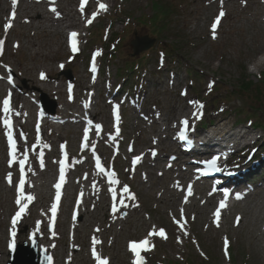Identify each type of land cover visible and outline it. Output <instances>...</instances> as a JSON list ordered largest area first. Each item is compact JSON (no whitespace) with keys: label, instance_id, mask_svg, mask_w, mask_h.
Segmentation results:
<instances>
[{"label":"rangeland","instance_id":"1","mask_svg":"<svg viewBox=\"0 0 264 264\" xmlns=\"http://www.w3.org/2000/svg\"><path fill=\"white\" fill-rule=\"evenodd\" d=\"M192 2L193 0H117L115 4H110V8L106 12L100 13L102 17L94 20L91 30H83V44L79 52L75 54L68 47V31L72 28L81 30L79 26L66 28L63 34L51 33L47 39L38 38L39 34H36L35 38L38 42L46 44L50 40L54 46L63 47L64 49L55 52L53 58L54 63L58 62V67H60L55 74L56 83H58L57 85H65L63 88L55 89V92L61 91L60 94H56L54 91H52L53 93L50 91L45 92L38 87L30 86L31 81L26 75L17 77L16 73L20 69L23 70L29 68V66L47 63L46 58L35 59L33 51H25L26 42L24 39L18 40L15 38L14 32L11 34L12 40L21 44L22 49L21 47L14 49L11 45L12 42L9 40L5 44L3 53L0 54V77L8 79L10 75L11 82H9V79L5 80L3 85L8 86L15 96L28 91L31 100L35 99L36 102H30L27 99V102H20V105L26 109L32 108L35 112L39 111L40 107L36 103H40L43 94L47 95L51 101H59V104L57 102L56 115H49L48 119H45V122L51 120L54 125V132H46L45 135H42L45 142L40 148H43V152L47 157L45 156L42 160L41 150H35L33 157L37 165L34 171H38L46 164V169L50 170L49 152L51 150L57 151L62 146L68 147L72 152L77 151L75 155H79L80 161H83L84 164H88L89 161L90 163L93 162L88 159L89 156H92L90 152H85L88 148L93 149L92 144L87 143V147H85V144L79 145L83 141H88L86 136L89 128L86 127L80 131V127L71 124L74 114L69 115L67 113L63 117L66 119L63 120L62 118L64 113L62 110L66 108V101H69L68 110L72 113L76 112V108L79 107L81 102L78 97L70 100L66 87L71 84L78 88L75 90L79 93V96L84 97L86 100L92 98L94 105L90 108L91 112L101 110L110 113L112 111L110 113L112 115V113L116 114V107L119 106V121L113 124L110 123V120L104 122L111 129L107 131L111 138L104 139L100 148L107 157L106 174L111 175L114 173L115 175H111V177L115 181L122 182L121 188L123 190L124 186H127L129 189L127 194L134 193L138 201L147 200V194L149 192L152 194L153 191L149 190L148 185L142 186L147 190L145 193L140 190L141 178L137 180L136 187L126 183V172L123 168L124 161L121 156L128 159L127 156L131 149H134L135 153L143 151L145 147L141 145V140L143 137L149 136V133L150 135H156L152 131L153 126L156 124L151 120L148 122L137 120L138 114H133L135 111L146 113L153 106H157L158 109L164 111V114H169L168 104L179 105L183 102L181 96L188 92L190 98H193L192 101L202 104V109L205 110L204 113L198 116L194 125L200 120H204L208 124L209 121L215 118H225L230 125L240 126V131L243 129L246 131L250 128L243 118L246 113L264 121V67H257L261 61H264V48L261 49L262 52L259 50L260 44L264 42V25L255 17H251L249 21L243 18V8H247L250 1L223 0V3H221V0H199L196 6H193ZM64 3L66 4V2ZM238 3L241 9H236ZM222 9L227 13V17L221 18V22L224 24V27L222 26L223 28L219 29L221 35L218 34V38L215 39L202 40L201 36L205 33L209 34L207 30L211 28ZM253 9L256 8L253 7ZM253 11L259 12L257 9ZM163 12H166V16L161 15ZM22 28L27 32L32 31L26 26ZM22 28L17 26L15 29ZM8 34L3 33L5 37L10 39ZM137 37H149L155 41L151 47L134 55L131 42ZM14 42L13 44H15ZM110 48L114 52H109ZM95 52L102 53L103 56L100 58L99 54V57H97L98 55L94 54ZM202 53H204V56L200 57L199 55ZM9 59L13 63V71L4 72L3 64ZM92 59L99 67L95 72L89 69V63ZM133 66L135 69L128 72ZM67 70L72 72V81H69L63 73ZM87 72H89V75ZM101 82L103 86H97ZM243 82H249L248 88L242 86L244 85ZM3 85H0V94L5 92ZM105 85H109L110 88H105ZM86 87H89V90L84 93L83 90ZM143 87L147 88L148 93L143 96L140 95L138 99V94L135 95V93L141 92ZM206 89H208L207 95L203 97L205 99L202 103L197 95H202ZM90 90L93 94L87 95ZM2 97L3 95L0 96V99ZM2 104L3 102L0 100V105ZM110 105H113V108ZM158 109L156 111H159ZM184 114L185 112L179 113L180 116ZM34 116L37 117V113ZM59 116L61 118H56ZM5 118L0 110V122ZM67 122L68 125H66ZM84 122L86 123V121ZM137 122H140L139 125L136 124ZM158 122L159 124L155 128L160 130L164 127L162 118ZM117 127L119 128V135H117ZM179 127L181 126L173 129L172 136L174 139H177ZM30 129L31 127L25 125L27 132H30ZM98 133H100L99 129L91 134L90 138L96 139ZM31 134L36 136L35 129ZM253 134L255 137L258 136L257 131ZM262 135L264 139V133ZM2 136L0 124L1 159L5 157V143ZM74 137H76L75 140ZM263 139L256 143L257 146L264 144ZM253 140V138L248 139V143ZM110 141H113V144H111L112 149L107 148ZM29 148L35 149L31 145ZM253 149L252 146L251 151L248 153L237 154L232 160V167L240 165L242 162L245 164L250 157L248 154L252 153ZM56 158H59V153L56 154ZM57 161H60V159ZM0 167V177L2 178L6 171L2 169V166ZM16 171L14 169V172ZM73 173L79 179V183H76L75 178L71 176L74 187L80 185L88 189L89 185L85 181L88 172H79L76 169ZM14 180L18 181V176ZM244 190L253 195L249 197V200L243 202V205L233 208L231 211H227V209L220 210L222 214H220L219 227L216 226L215 216L208 215V217L200 218L195 216L194 211L189 212L187 219L190 225L187 227L189 229L187 235L177 227L174 218L165 214L161 202H149L148 205L151 210L149 213L143 212L142 215H145L143 219L149 224L150 222L156 223L158 232L160 229H164L167 236V239L159 236L155 241L157 244L156 249L152 245L151 252L147 253L149 261L152 264H264L262 243L260 242L257 247L256 242L249 240L250 234L255 237L258 236V238L261 234L260 239L262 237L264 239L262 231L264 229V187L258 186L253 189L245 188ZM242 194L240 193V195ZM232 202V200H229V204ZM63 204L64 208L58 209L57 227H60L63 221L66 220L63 213L67 203L63 202ZM112 209L114 210V208ZM114 211H118L120 215L126 214L124 210L119 208ZM237 216L244 219V223L240 228L233 220ZM75 219L80 220V216H75ZM179 220H184L181 219V214ZM1 229L2 231L6 230L4 226ZM60 229L64 230L65 237L71 233V228L67 224ZM115 229L111 233L112 237L115 236ZM177 229L180 231L177 232ZM152 231H144V228L136 226L130 228L129 232H124L117 239V243L113 247L123 260V264H128L130 259L133 258L128 251L129 242L133 240L140 242L146 237H151L149 233ZM0 235L5 237L1 233ZM99 235L102 236V234ZM183 235L187 237L185 240L187 243L185 244H182L181 236ZM17 236L21 244L24 242L30 244L33 237L39 239V236L33 235L26 225H21L17 229ZM225 238L229 241L227 256L224 251ZM96 239L101 243L100 237L96 236ZM177 242L179 243L178 250ZM100 243L97 246H100ZM39 250L42 249L39 248ZM8 261L9 258L7 257L4 261L0 260V264H7Z\"/></svg>","mask_w":264,"mask_h":264},{"label":"bare ground","instance_id":"2","mask_svg":"<svg viewBox=\"0 0 264 264\" xmlns=\"http://www.w3.org/2000/svg\"><path fill=\"white\" fill-rule=\"evenodd\" d=\"M116 1L117 0H87V2L83 4L84 11L82 13L80 11L82 0H55L54 4L51 0H17L15 5H13L12 0H0V36L3 35V33L5 35L9 33L8 37H10L14 32L16 39H24L26 42V45L24 46L25 51H33L35 59L46 58L47 64L29 66V68L23 70L20 69L16 73L17 77L26 75L31 81L30 86L38 87L45 92L50 91L53 93L52 91H54V93L60 94L61 91L55 92V89L63 88L65 85H57L58 83L55 81V74L59 67L58 63H54L53 58L55 52H59L63 47L54 46L50 40H48L49 42H46V44L38 42L35 38L36 34H39L38 38L47 39L48 35L51 33L58 32L63 34L64 30L68 27L75 25L83 27V24L88 19H92L93 13H96L95 19L98 17V12L102 10L99 7L101 3L107 5L108 8L110 3L115 4ZM198 1L199 0H193L192 5L196 6ZM249 1L250 5L247 6V8H243V18L249 21L251 17H255L256 20L261 21V24L264 25V0ZM64 2H66V4ZM52 7H55L60 13L59 17L51 11ZM253 7L259 10V12L253 11L256 10L253 9ZM236 9H241L239 3L236 6ZM13 10L16 12L14 19L11 17ZM10 20L12 21L13 27L20 26V28H22L26 26L29 29H32V31L27 32L24 28L13 30L12 27L6 32L5 25ZM222 26L224 27V24ZM219 29L220 25L217 28L216 37L218 34L221 35ZM208 32V35L205 33L201 36L202 40L212 38L211 29L207 30V33ZM12 39L13 37H10V42H13ZM16 45L17 44H14L12 47L19 48V46L17 47ZM262 48H264V42L260 44L259 50L261 52ZM203 54L204 53L199 56L202 57L204 56ZM257 67H264V61H261ZM13 68L14 66L11 59L3 64L4 72H8L9 69L13 71ZM41 73L45 74V78H41ZM5 80L7 81L8 79L0 77V85H3ZM99 86H103V83ZM3 87L5 92L2 97V102L10 95L11 111L8 114L4 113L3 104L0 105V109L2 115L10 118L12 121L11 131L12 138L16 141V160L13 164L9 161L13 159L12 148L8 140V129L5 127L4 122L1 121L2 132L6 136L4 141H6L9 150H6L7 156L0 161V166H2L4 170L10 169L8 171L9 174L6 172V175H3L0 179V217L2 216V220L0 218V233L5 235V237H1L0 235V260L2 261L8 257L6 251L7 247H10L12 243L18 241L16 226L27 225L33 235L39 236V245L48 255H50L53 264H97V261L92 255V238H96V236L101 239L100 246L96 245L97 253L101 258L107 259L108 264H123V260L118 256L119 254L114 249L113 245L117 243V239L123 235L124 232H129L130 228L136 226L144 228V231L153 230V228L158 230L156 228V223L150 222L149 224V222L143 219L145 217V215H142L143 212L149 213L151 210L148 205L149 202H161L165 214L174 218L175 221H180L179 214H181V209H183V213L186 211L189 212V210L194 211L196 217H208V215H214L219 209L218 206H220L221 201L227 197V194H216L213 191V187L209 186L200 191L202 192V195H205V198L203 200H200L199 198V203H197V205L192 204L189 206L190 209H188L187 202H184V204L180 203L184 191L187 190V186L193 189L192 201L197 200L195 195L199 191L198 187H196L197 184L193 166L194 161L197 159L186 157L190 156V153H187L185 148L181 149V143L179 140L175 142L173 136L167 134V132L171 133L176 126L182 125L183 127L184 125L182 121L184 120L189 121L188 129L190 132L193 131V129L191 130L190 125L197 119L200 110L194 103H192V98L186 96V93L181 96L183 102L179 105L173 106L168 104L169 114H164V111L158 109L157 106H153L152 109L147 110L146 113H142L141 111L135 112L138 113L137 120L139 119L141 122H148L151 120L158 125V121L162 118V124H164V127L160 130L155 128L156 125L154 124L155 126H153L152 131L156 133V135H150L149 133V136L142 138L141 145H143L145 149L140 152L139 161H137L132 154L127 156L128 159L123 158V168L126 172V183L130 182V184H134L135 186L137 179L141 178V186H139L140 190L145 193L147 190L142 186L148 185L149 190L153 191L152 194L151 192L147 194V200L138 201V199L132 200L131 193L127 194L121 188L122 182L116 181V183H113V180H108L105 177L106 174L100 172V169L97 167V158H99L100 166L106 170L105 162L107 157L100 147L104 139L111 138L107 132L111 129L104 122L106 120H110L111 124L117 122L116 116L110 114L111 111L110 113H106L99 110L92 113L90 108L94 105V101L92 99L88 101L84 97L79 96V93L75 91V89L78 88L72 85V88H70V90H72L71 97L73 98L77 96L81 102L79 107L76 108L75 113L68 110L69 103L65 102L66 108L63 110L65 113H63L62 117L67 113H69V115L74 114L71 124L77 125L80 128L84 126L86 118H92L88 125L90 130L86 136L88 141H83L80 146L86 143L92 144L93 150L90 153L92 156H89L90 158L88 159H91L93 162L90 163L89 161L88 164H84L83 161H80L79 155H75V152H72V150L63 146L58 150V153L59 156L63 153L67 155V166L54 161V165H49L50 170L46 169V164L38 170V173V171H34L37 162L36 160L34 161L33 155H35V150L39 149L41 150V159L43 160L45 158L46 155L43 152V148H40V146L44 145L41 134L43 131L54 132V129L51 128L52 123L48 121L43 124V121L38 119L39 117L34 119L35 111L32 108L26 109L20 106V102L25 103L27 102V99L31 100L28 91H24V93L15 96L11 93L8 86L3 85ZM104 87L107 89L110 88L109 85H105ZM88 90L89 87H86L83 92L85 93ZM204 92L205 91H203L202 94H204ZM146 93H148V90L146 87H143L142 91L135 93V95L138 94L137 98L139 99L140 95L143 96ZM31 101L33 102V100ZM143 101L142 103L144 104ZM110 106L113 108V105ZM157 109L159 111H156ZM181 112H185L184 117L179 115ZM45 118H47V116H45ZM89 121L90 120H87L88 123ZM27 123L36 127L39 133L38 141H41V145L38 143L34 144L32 140H30V138H33L32 135L24 131L23 124ZM139 123L140 122H137L136 124L139 125ZM214 123L217 126L231 128V125L225 118H215ZM68 124L69 123L67 122L66 125ZM97 125H100V127L97 128ZM98 129L100 130V133L96 134V139L90 138V135ZM230 131L231 129L225 130V135L230 133ZM235 134V132H232L231 136ZM259 137L260 136H258L257 139H259ZM75 138L76 137H74V140ZM31 143H33L32 146L35 147L34 150L30 149L29 146L24 148L26 152L31 151L30 155L21 152L23 144L30 145ZM111 144H113V141H110L107 148L112 149ZM18 158H25L26 160V169L23 170V172H14V166L18 163ZM62 168L64 170V182L59 189L60 201L65 202L68 205L63 213L66 220L63 221L60 227H57L58 211L56 210L55 216H53L52 211L49 209L51 205H47V203L51 199L56 202L58 191L56 185L60 183ZM76 169H78L79 172H88V175L85 177V181L89 185L88 189H85L84 186L80 185L75 188L74 185L71 184L70 178L68 177L69 175H73L76 183H79V179L76 177V174L73 173ZM127 173L129 178H127ZM9 175L11 176V183H9L8 180ZM16 176H18L19 181L20 179L25 180V195H32L34 199L30 202L27 200L22 201V203L27 204V208L24 213L21 214L16 223L13 224V219L20 211V205L16 203V200L19 198V182L14 180ZM186 181H188V183H185ZM70 187L73 190H71ZM124 203H126V205H124ZM11 204H14V206L11 207ZM112 208H114V210L116 208H121L122 210H125L126 214L120 215ZM75 216H80L82 219L80 221L75 220ZM236 218L237 217H234L235 223ZM243 223L244 219L240 217L238 228H240ZM5 224L9 227L12 226L13 228H8L7 230L2 231L1 227L5 226ZM66 224L71 228V233L67 237L64 236V230L60 229ZM189 225L190 224H187V226L185 225L184 227L186 232L189 230L187 228ZM49 226H53L54 228L49 229ZM178 226L180 227V224ZM97 229H99V231H97ZM114 229L115 236L112 237L111 233ZM178 231L180 230L177 229V232ZM13 232H15L14 236ZM99 234H102V236ZM181 237L183 241H181L182 244L187 243L185 241L187 237L185 235ZM260 237L261 234L259 235V238L258 236L255 237L250 234L249 240L256 242L257 247L261 242L264 251V239L263 237L260 239ZM151 239L152 244L155 245L157 236L154 235ZM176 246H178V250V242ZM128 264H134V261L131 260Z\"/></svg>","mask_w":264,"mask_h":264},{"label":"snow or ice","instance_id":"3","mask_svg":"<svg viewBox=\"0 0 264 264\" xmlns=\"http://www.w3.org/2000/svg\"><path fill=\"white\" fill-rule=\"evenodd\" d=\"M51 2L54 4L55 3V0H51ZM87 0H82V4H81V8H80V11L83 13L84 11V8H83V4L86 3ZM12 3L13 5H15L17 3V0H12ZM221 3H223V0H221ZM100 9L104 10V11H107V5L101 3L99 5ZM51 11L53 13H55V15L57 17L60 16V13L57 11V9L55 7H52L51 8ZM226 15V13L221 10L219 15L216 17L214 23L211 25V32H212V38L215 39L216 38V32H217V28L218 26L220 25V22H221V18H223L224 16ZM16 16V12L13 10L12 13H11V17L14 19ZM95 16H96V13H93V16H92V19H88L87 20V23L88 24H91L93 19H95ZM13 27V24H12V21L10 20L6 25H5V31L7 32V30L11 29ZM77 36L78 34L76 32H72L71 33V47H72V51L73 52H76L78 51V46H77ZM4 43L5 41L3 39H0V54L3 53V46H4ZM18 47V45H16ZM100 53L97 52L96 55H99ZM95 70V66L93 65V71ZM11 70L9 69V72ZM41 78H45V74L44 73H41ZM9 79V82H11V76L9 75L8 77ZM10 101H11V96L9 95L7 98H5L3 100V111L4 113L8 114L10 113L11 111V108H10ZM195 103H199V102H195ZM199 107L200 108H203V105L202 104H199ZM116 119L117 121H119L120 119V116H119V106L116 107ZM184 127H185V131L184 132H181L180 133V137L181 139H186L187 136H186V131H187V128H188V125H189V121L188 120H184L182 121ZM4 125L5 127L8 129V132H7V135H8V140H9V143L11 144V148H12V158L13 160L16 159V141L12 138V121L10 118L6 117L4 119ZM97 128L100 127V125H97L96 126ZM117 135H119V128L117 127ZM85 147H87V144H85ZM155 154V153H153ZM140 157H137L136 160L139 161ZM218 159L219 157L217 158H213L211 159L210 161H208V164H209V167L211 168H216V170H219L217 168V162H218ZM26 161H22L21 162V171L23 172V164H25ZM97 167L100 169V172H104L105 169L103 167L100 166V162H99V158H97ZM64 170L63 168L61 169V175H60V182L59 184L56 185V188H57V195H56V204H54L52 206V213H53V216H55V213H56V210H57V205L59 204V201H60V192H59V189L61 187V184L64 182V174H63ZM111 175H115L114 173H112ZM8 180H9V183H11V176L9 175L8 177ZM113 183H116L115 179H113L112 181ZM124 191L127 193L129 192V189L127 186H124ZM191 188L189 187L188 189V195H191ZM236 198L237 199H240L241 196L240 194H236ZM34 199V197L32 195H25V180L24 179H20L19 181V198L16 200V203L18 205H20V211L16 214V217L13 219V224L16 223V221L20 218L21 214L24 213V211L26 210L27 208V204L26 203H22L23 200H27V201H32ZM131 199L132 200H135L136 197L134 194H131ZM186 202V201H185ZM227 206V200L225 199L224 201H221L220 203V209L222 208H225ZM181 215H183V209H181ZM214 216H215V223H216V226L219 227V221H220V211L219 209L214 213ZM178 224H180V227L181 229H183L185 227V225L183 223H180V221H176ZM240 222V217H237L236 218V223L239 224ZM97 231H99V229H97ZM185 235H187L188 233L185 231L184 233ZM15 235V232H13V236ZM149 235H159L161 237H163L164 239H167V236L165 234V231L164 229H160L159 232H156L155 228H153V231L149 233ZM179 242V240H178ZM100 241L98 239H96L95 237L92 238V255L93 257L95 258V260L97 261V264H108V260L107 259H102L101 256L97 253V250H96V245L99 244ZM149 244V240L148 239H145L143 241H141L139 244L135 243V242H132L130 243L129 247H130V250L135 254V256L137 257V259L134 261V264H144V261H143V258L141 257L140 255V250L145 248L147 245ZM224 244H225V248H224V251H225V255L227 256L228 255V245H229V241L227 240V238L224 239ZM203 255V253H201ZM49 261H51V257H48Z\"/></svg>","mask_w":264,"mask_h":264},{"label":"trees","instance_id":"4","mask_svg":"<svg viewBox=\"0 0 264 264\" xmlns=\"http://www.w3.org/2000/svg\"><path fill=\"white\" fill-rule=\"evenodd\" d=\"M248 84L249 83H247V82H244V86H245V88H248ZM250 85V84H249ZM245 91V90H244Z\"/></svg>","mask_w":264,"mask_h":264},{"label":"water","instance_id":"5","mask_svg":"<svg viewBox=\"0 0 264 264\" xmlns=\"http://www.w3.org/2000/svg\"><path fill=\"white\" fill-rule=\"evenodd\" d=\"M35 248H36V246L34 245L33 249H35ZM21 264H23V263H21Z\"/></svg>","mask_w":264,"mask_h":264}]
</instances>
